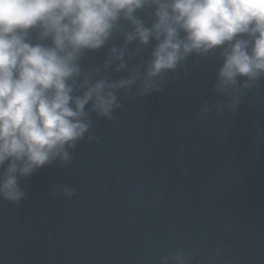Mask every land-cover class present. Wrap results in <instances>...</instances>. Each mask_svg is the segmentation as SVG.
<instances>
[{
    "label": "water",
    "instance_id": "1",
    "mask_svg": "<svg viewBox=\"0 0 264 264\" xmlns=\"http://www.w3.org/2000/svg\"><path fill=\"white\" fill-rule=\"evenodd\" d=\"M113 46L123 37L84 66L125 75L103 68ZM150 49L133 41L125 60ZM219 63L193 55L162 91L121 93L70 161L22 179L24 199L0 200V264H161L178 250L190 264H264V78L232 111L214 91Z\"/></svg>",
    "mask_w": 264,
    "mask_h": 264
},
{
    "label": "clouds",
    "instance_id": "2",
    "mask_svg": "<svg viewBox=\"0 0 264 264\" xmlns=\"http://www.w3.org/2000/svg\"><path fill=\"white\" fill-rule=\"evenodd\" d=\"M147 13V19L141 13ZM119 34L103 68L88 53ZM151 45L139 64L127 45ZM216 54L214 91L230 98L264 78V0H0V200L20 202L21 180L93 140L91 116L112 119L121 93L150 95L189 57ZM129 59L131 57L129 56ZM184 251L161 264H190Z\"/></svg>",
    "mask_w": 264,
    "mask_h": 264
}]
</instances>
